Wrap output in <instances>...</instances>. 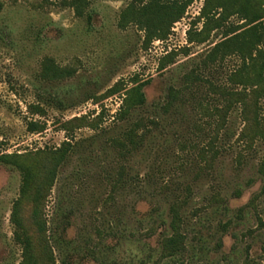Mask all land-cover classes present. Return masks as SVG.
<instances>
[{"label":"rangeland","instance_id":"rangeland-1","mask_svg":"<svg viewBox=\"0 0 264 264\" xmlns=\"http://www.w3.org/2000/svg\"><path fill=\"white\" fill-rule=\"evenodd\" d=\"M66 1L0 0V156L38 169L43 151L68 148L41 199L43 235L30 201L25 229L13 223L23 174L0 161V264H21L26 237L37 264H264V137L255 121L264 83L245 85L254 71L235 46L213 52L256 26L264 60V0H193L151 39L140 21L155 0H90L82 16ZM247 34L248 55L256 39ZM49 60L71 75L44 76ZM139 84L146 103L123 117ZM173 205L185 248L163 257Z\"/></svg>","mask_w":264,"mask_h":264},{"label":"trees","instance_id":"trees-1","mask_svg":"<svg viewBox=\"0 0 264 264\" xmlns=\"http://www.w3.org/2000/svg\"><path fill=\"white\" fill-rule=\"evenodd\" d=\"M193 0H185V3L181 6L177 7L178 3H166L160 5L156 0L155 3H152L149 6H146L144 9L143 17L145 19H141L140 24L143 26L142 30H144L147 34L148 38H156L161 37L167 34L169 29L166 26L167 20H173L181 18L182 15L185 13L186 7L191 3ZM66 5L72 7L78 16H82L84 11L87 7H89L90 0H70L65 2ZM173 21V22H174ZM247 33H250L256 40L252 44V52L247 55L246 47L244 46L245 41L243 40ZM242 39V40H241ZM261 33L258 31V27L253 26L244 32L236 34L232 38H228L219 44H217L213 50L215 54L220 52H226L229 48L233 47L238 49V52L243 54V66L246 69H251L254 72L248 73L246 76V84L245 85H252V86H259L264 83V60L258 64V59L262 57L263 50H257V47L262 42ZM253 46L256 47L253 49ZM254 51H257V55L253 56L252 54ZM246 55V56H245ZM44 76L50 77L51 79H61L66 78L71 75L70 70L62 69L57 67L52 61H48L44 65ZM146 84H139L127 92V97L124 100L123 112L122 116L126 117L129 114L130 110L138 107L143 106L146 103V95L143 90ZM117 87L112 90V92L116 91ZM173 96V95H171ZM259 112V110H258ZM258 115V114H257ZM256 124L259 127L258 135L264 137V117L262 120H257L255 118ZM29 130L31 132L42 131L43 129L41 126L38 125L37 122H30ZM142 126L138 124L137 127L129 134L130 144L137 145L135 142V136L137 134V130L140 129ZM136 143V144H135ZM42 153L45 154V161L36 169L31 165H26L25 163L21 162L18 154L11 155V154H3L0 156V161L6 164H13L17 168H19L23 174V184L21 188V196L15 202L12 214V221L17 226V228L25 229L23 220L21 218V210L23 206V202L30 201L31 202V215L30 219L32 222L35 223L38 233L43 235L46 233L47 230V223L46 220L42 219L41 217V209H42V197H44L45 190L51 189L53 183L56 179L58 168L64 162L68 155V148L66 144L63 145L60 149L55 151H43ZM180 207L181 205H173L170 209V213L172 215L171 221V229L172 234L164 238L162 243V254L163 257H170L173 255L178 254L185 248V237L182 233V219L180 215ZM24 254L23 260L21 264H37L35 257L32 254V243L26 237L24 240Z\"/></svg>","mask_w":264,"mask_h":264}]
</instances>
